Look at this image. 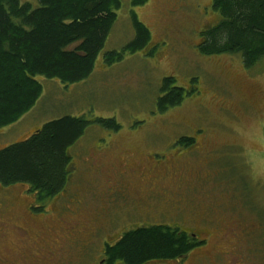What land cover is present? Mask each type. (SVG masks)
<instances>
[{
  "label": "rangeland",
  "instance_id": "obj_1",
  "mask_svg": "<svg viewBox=\"0 0 264 264\" xmlns=\"http://www.w3.org/2000/svg\"><path fill=\"white\" fill-rule=\"evenodd\" d=\"M21 2L39 4L37 0ZM121 2L118 18L91 76L68 84L38 76L42 96L17 122L0 128V149L23 141L45 123L63 116H86L92 121L70 149L75 164L70 182L74 184L61 193L62 198L47 202L46 208L52 212L69 204L66 194L70 198L79 191V198L87 201L84 186L94 179L102 182L106 174H97V169L104 170L107 163L121 169L133 167L137 172L153 170L154 175L159 173L158 177L163 178L170 165L183 173L182 165L174 164L184 160L187 143L182 139L202 134L215 149L224 147L222 161L237 165L232 172L238 181H244L250 195L249 202L243 198L242 203L234 193L236 188L226 180L213 188L211 196L207 193L214 200L217 216L228 222L240 219L245 225L236 230L235 240L240 241L230 238L225 264H264V159L259 157H264V139L259 138L264 132V58L247 68L241 54L207 55L200 51L203 31L219 19L213 0H149L139 6H133L132 0ZM134 13L152 35L151 41L137 52L127 48L136 37ZM113 51L122 58L112 64L108 59ZM167 76L176 77L175 85L193 92L181 105L161 113L157 104ZM98 118L115 119L121 127L116 130L112 123L99 124L95 121ZM226 171H221L223 178ZM154 181L159 183V189L170 182L169 178ZM140 183L141 180L138 187ZM203 200L208 201L205 195ZM33 201L28 184L0 186V248L20 252L18 238L24 231L19 227L31 232L27 240L31 250L43 244L35 242L27 224V207ZM85 204L77 213L81 217L66 215L71 221H80L79 228L85 225ZM246 205H253L254 216L245 211ZM250 226L253 229L247 236ZM213 243L218 245L215 238Z\"/></svg>",
  "mask_w": 264,
  "mask_h": 264
},
{
  "label": "trees",
  "instance_id": "obj_2",
  "mask_svg": "<svg viewBox=\"0 0 264 264\" xmlns=\"http://www.w3.org/2000/svg\"><path fill=\"white\" fill-rule=\"evenodd\" d=\"M0 0V128L17 122L43 94L38 76L76 83L91 76L96 60L121 8V0ZM149 0H132L133 6ZM219 19L203 31L200 51L207 55L241 54L247 68L264 58V0H213ZM136 37L127 48L143 49L151 30L133 14ZM153 53V52H151ZM108 63L122 58L109 52ZM176 77L162 81L157 109L164 113L182 104L187 91ZM95 121L116 130L115 119ZM92 121L86 116H63L45 123L28 138L0 149V186L28 184L38 200L65 192L75 169L71 148ZM190 138L182 142L189 143ZM245 184V183H244ZM163 226L127 233L112 249L114 258L138 264L153 258H172L191 248L183 234Z\"/></svg>",
  "mask_w": 264,
  "mask_h": 264
},
{
  "label": "flooded vegetation",
  "instance_id": "obj_3",
  "mask_svg": "<svg viewBox=\"0 0 264 264\" xmlns=\"http://www.w3.org/2000/svg\"><path fill=\"white\" fill-rule=\"evenodd\" d=\"M201 135L188 137L191 140L186 144L183 162L174 163L182 165L183 173L170 165L163 178L158 177L159 173L154 175L153 170L137 172L136 168L127 165V168L121 169L107 163L104 170L97 169V174H106V178L102 182L95 179L88 181L84 186L88 200L79 198V191L70 198L66 194L69 204L60 205L56 215L53 214L56 211L47 210L46 204L57 197L62 198L64 194L42 201L32 193L34 201L27 207L30 218L27 224L33 230L35 242L43 244L31 250L27 242L31 232L19 227L24 231L18 238L20 252L15 254L0 248V264H128L125 259L114 258L112 249L127 233L154 226L183 234L191 248L187 253L172 258H153L138 264H225V256L230 253L227 249L232 244L230 238L237 239L236 230L244 229L245 225L240 219L228 222L217 216L214 200L208 198L207 193L211 196L218 183L228 181L229 186L236 188L234 193L238 194L242 203L243 198L249 202L250 195L244 181H238L239 177L232 172L237 165L229 160L222 161L224 147L215 149ZM259 138L264 139L263 131ZM225 169L223 178L221 171ZM154 178H169V185L159 189V183ZM139 180L141 185L138 187ZM233 180L238 183L234 184ZM70 184L74 183L70 182L66 191ZM226 190L232 197L231 191ZM204 195L207 202L203 200ZM83 203H86L88 213L82 219L86 220L85 225L79 228L80 221H71L66 215L73 213L81 217L77 213ZM245 211L254 216L253 205ZM252 227H249L247 236ZM211 235L215 237L211 238ZM214 238L218 245L213 243Z\"/></svg>",
  "mask_w": 264,
  "mask_h": 264
}]
</instances>
